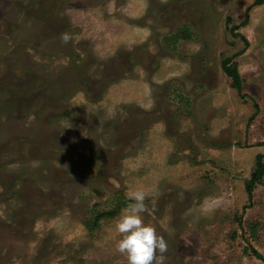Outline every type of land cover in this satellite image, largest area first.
I'll return each mask as SVG.
<instances>
[{
    "label": "rangeland",
    "instance_id": "374dc122",
    "mask_svg": "<svg viewBox=\"0 0 264 264\" xmlns=\"http://www.w3.org/2000/svg\"><path fill=\"white\" fill-rule=\"evenodd\" d=\"M253 1L0 0V264H127L113 228L133 188L167 243L152 264H264Z\"/></svg>",
    "mask_w": 264,
    "mask_h": 264
},
{
    "label": "clouds",
    "instance_id": "9594fccd",
    "mask_svg": "<svg viewBox=\"0 0 264 264\" xmlns=\"http://www.w3.org/2000/svg\"><path fill=\"white\" fill-rule=\"evenodd\" d=\"M71 39L72 35L68 32L60 34L63 44ZM145 198L144 190L130 189L126 193L128 203L114 223L113 231L120 237L115 247L125 255L127 264H152L157 252L161 254L159 260L162 261V254L167 250L165 239L157 234L152 225L144 223L142 213L146 211Z\"/></svg>",
    "mask_w": 264,
    "mask_h": 264
},
{
    "label": "trees",
    "instance_id": "16d2710c",
    "mask_svg": "<svg viewBox=\"0 0 264 264\" xmlns=\"http://www.w3.org/2000/svg\"><path fill=\"white\" fill-rule=\"evenodd\" d=\"M262 4H264V0H254L253 1L252 5L250 7H248L247 10L245 11V18H244L243 22L240 23L241 27L245 26L248 23L249 10L254 6H260ZM236 28L237 27H235V26L231 27V29H230L231 33L235 37L239 36L245 42V47H246L248 45V42L240 34L234 33ZM221 68H222L223 73L230 79L231 87L236 89L238 91V93H240L242 90V80L240 78L236 64L233 63L230 58H227L221 62ZM263 158H264V155H257L256 156L255 168H254L253 172L251 173L249 180H247L245 182V191H246L248 197H251L255 184L260 183L262 181L263 176H264ZM107 215H108L107 213L98 214L97 217L95 218L94 223H96L100 218L106 217ZM252 252L257 258H259V259L262 258L261 255H259L254 250Z\"/></svg>",
    "mask_w": 264,
    "mask_h": 264
}]
</instances>
